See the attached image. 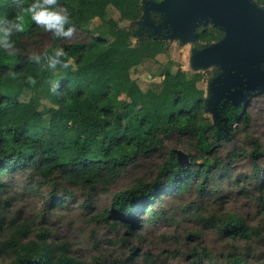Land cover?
<instances>
[{
	"label": "trees",
	"instance_id": "trees-1",
	"mask_svg": "<svg viewBox=\"0 0 264 264\" xmlns=\"http://www.w3.org/2000/svg\"><path fill=\"white\" fill-rule=\"evenodd\" d=\"M259 1L264 5V0ZM109 6L122 21L130 22L127 28L106 20ZM142 12V0H0V193L13 187L19 173L30 192L37 191L34 185L39 188L43 184L49 186L51 195L63 192L60 197L53 196L51 204L64 209L77 199L66 188L89 195L106 191L140 158L163 151L174 140L188 143L190 163L179 162L176 150H168L153 181L137 179L112 197L114 214L126 220L132 230L136 225L151 227L166 220L160 206L152 209L159 195L178 196L196 190L205 197L216 181H229L228 167L218 168L211 155L219 145L222 128L206 116L204 91L198 86L203 74H190L181 67L173 72L167 65L159 92L143 91L132 80V68L167 53L170 47L167 40L137 35ZM95 18L105 22L111 41L93 36L85 43L65 42L70 30H85ZM196 33L198 49L224 36L213 25L201 26ZM45 34L52 35L50 46L31 53L29 44ZM53 78L55 108L45 127L35 102H22L19 94L38 89ZM228 107L221 116L229 123L243 106L238 110ZM260 180L262 186L264 174ZM260 205L264 209V201ZM81 207L93 209L87 199ZM134 212L147 216L139 219ZM112 213L96 215L105 220ZM208 223L219 225L221 239L235 243L223 262L209 258L208 264H254L250 262L255 252L250 244L253 236L264 243L259 230L242 216H230L221 223L211 217ZM240 242L245 250L236 245ZM5 248L8 264H79L67 255L66 246L54 244L46 233L26 242L14 236L1 243L0 261ZM143 258L146 264L152 263L149 252Z\"/></svg>",
	"mask_w": 264,
	"mask_h": 264
},
{
	"label": "rangeland",
	"instance_id": "rangeland-1",
	"mask_svg": "<svg viewBox=\"0 0 264 264\" xmlns=\"http://www.w3.org/2000/svg\"><path fill=\"white\" fill-rule=\"evenodd\" d=\"M252 1L264 9L259 0ZM142 5L141 22L152 20L158 25L165 18L159 11L144 12L143 2ZM108 19L115 20L121 27L127 28L130 24L122 21L112 6L107 9L106 20ZM147 34L145 32L139 37ZM93 36L111 41L103 20H91L85 30H70L65 42L85 43ZM136 39H133V43ZM161 39L169 41L168 52L132 68L131 78L143 91L159 92L162 87L161 74L167 65H170L173 72L181 67L190 74H203L198 86L204 91L208 103L206 116L213 125H220L222 128L217 140L219 145L211 155L215 156L218 168L228 167L229 181H216L213 188L210 187L213 192L209 191L205 197L200 196L196 190L178 196L159 195L153 200L152 209L158 210L160 206L166 220L151 227L136 225L130 230L127 221L120 220L114 214L112 197L129 189L137 179L153 181L167 158L168 150L182 151L186 155L185 162L190 163L188 143L174 140L163 151L140 158L106 191L89 195L86 191L66 188V191L76 194L77 199L64 209L55 208L51 204L53 196L60 197L63 192L51 195L49 186L44 184L39 188L34 185L37 191L30 192L24 177L18 173L14 177L13 187L6 193H0V244L8 242L14 236L26 242L46 233L54 244L66 246L67 255L79 264H123L131 261L132 264H146L143 254L147 252L152 256L150 264H208L209 258L223 262L231 253L230 247L235 245L232 240L219 237V225L208 223L211 217L221 223L230 216H242L247 224L264 235V209L260 205L264 201V182L261 186L260 180L264 174V93L251 97L245 95L247 101L236 119L229 123L222 121L221 105L214 108L212 90L224 76L223 66L213 63L207 68H200L194 63L193 54L200 44L196 36L190 40H182L179 35ZM51 42L52 35L45 34L35 44H29V51L36 54L48 48ZM54 83L53 78L38 89H26L19 94L22 102H35L45 127H48L51 110L55 108L51 97ZM222 122L225 125H221ZM197 163L203 164L201 160H197ZM247 174H254V178L241 179ZM238 176H241L240 179H237ZM2 179L8 180L6 177ZM85 199L91 201L93 209L81 207V202ZM108 212L113 213L107 219L97 218V213ZM134 213L139 219L147 216L142 212ZM24 233L27 239L24 238ZM257 238L253 236L250 244L255 251L250 262L261 264L264 262V243L257 241ZM236 245L240 250L246 249L243 242ZM6 251L5 248L1 264H8L10 261Z\"/></svg>",
	"mask_w": 264,
	"mask_h": 264
},
{
	"label": "water",
	"instance_id": "water-1",
	"mask_svg": "<svg viewBox=\"0 0 264 264\" xmlns=\"http://www.w3.org/2000/svg\"><path fill=\"white\" fill-rule=\"evenodd\" d=\"M142 2L144 12L159 11L165 18L158 25L152 20L140 21L138 34L147 28L153 38L159 37L164 30L166 38L179 35L182 40H190L196 36L200 24L210 23L223 30L224 37L220 41L193 54V61L200 68L218 63L225 70L218 86L212 90L215 109L219 104L220 110L227 104L244 108L245 95L264 93V9L252 0ZM206 106L208 109V103ZM177 156L179 162L186 161L182 151H177Z\"/></svg>",
	"mask_w": 264,
	"mask_h": 264
},
{
	"label": "flooded vegetation",
	"instance_id": "flooded-vegetation-1",
	"mask_svg": "<svg viewBox=\"0 0 264 264\" xmlns=\"http://www.w3.org/2000/svg\"><path fill=\"white\" fill-rule=\"evenodd\" d=\"M154 1V0H153ZM160 1H162V0H159V1H155V2H160ZM205 25H211L210 23H204V24H200L198 27H197V29L199 28V27H201V26H205ZM139 28H140V26H139ZM138 28V29H139ZM138 29H137V35L139 36V35H142V34H144L145 32H148V34L147 35H151V30L150 29H147V28H144V29H142V34H138ZM197 29H196V31H197ZM221 29V28H220ZM222 30V29H221ZM223 31V30H222ZM196 35V37H197V33L195 34ZM152 36V35H151ZM166 36H167V34L165 33V31L164 30H162L161 31V33H160V36L159 37H157V38H166ZM142 37H144V36H142ZM224 37V36H223ZM222 37V38H223ZM153 38V37H152ZM221 38V39H222ZM220 39V40H221ZM219 40V41H220ZM218 42V41H217ZM217 42H215V43H217ZM212 44H214V43H212ZM212 44H210V45H212ZM209 45V46H210ZM206 47H208V46H206ZM205 48V47H204ZM201 49H203V48H201ZM201 49H198V50H201ZM226 107H228V106H225L223 109H221V115H222V113L224 112V109L226 108ZM229 108V107H228Z\"/></svg>",
	"mask_w": 264,
	"mask_h": 264
}]
</instances>
